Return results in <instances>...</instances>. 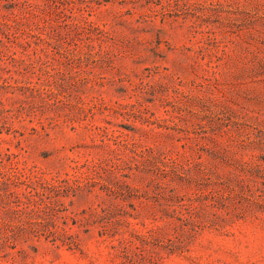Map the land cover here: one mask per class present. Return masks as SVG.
Listing matches in <instances>:
<instances>
[{
	"label": "rangeland",
	"instance_id": "rangeland-1",
	"mask_svg": "<svg viewBox=\"0 0 264 264\" xmlns=\"http://www.w3.org/2000/svg\"><path fill=\"white\" fill-rule=\"evenodd\" d=\"M0 264H264V0H0Z\"/></svg>",
	"mask_w": 264,
	"mask_h": 264
},
{
	"label": "trees",
	"instance_id": "trees-1",
	"mask_svg": "<svg viewBox=\"0 0 264 264\" xmlns=\"http://www.w3.org/2000/svg\"><path fill=\"white\" fill-rule=\"evenodd\" d=\"M28 186L29 187H32V185H28ZM26 206H28V205H26ZM38 210H40V207H29V210H26V212H28V213H32V212L35 213V211H38ZM66 237H70V236H66Z\"/></svg>",
	"mask_w": 264,
	"mask_h": 264
}]
</instances>
